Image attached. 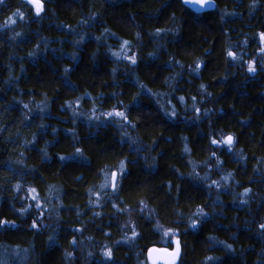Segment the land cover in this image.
I'll return each instance as SVG.
<instances>
[{
    "label": "trees",
    "instance_id": "obj_1",
    "mask_svg": "<svg viewBox=\"0 0 264 264\" xmlns=\"http://www.w3.org/2000/svg\"><path fill=\"white\" fill-rule=\"evenodd\" d=\"M40 1L0 0V264H264V0Z\"/></svg>",
    "mask_w": 264,
    "mask_h": 264
},
{
    "label": "water",
    "instance_id": "obj_2",
    "mask_svg": "<svg viewBox=\"0 0 264 264\" xmlns=\"http://www.w3.org/2000/svg\"><path fill=\"white\" fill-rule=\"evenodd\" d=\"M193 11L201 12L211 10L214 6L212 0H183ZM33 7L35 10H38L41 7L40 0L32 1ZM225 142L230 145L232 142V137L227 135L225 137ZM116 182V172H111L110 177V188L113 189ZM179 249L177 244L174 245V250L172 251H160L157 247H150L147 251V260L150 264H171L178 259Z\"/></svg>",
    "mask_w": 264,
    "mask_h": 264
},
{
    "label": "rangeland",
    "instance_id": "obj_3",
    "mask_svg": "<svg viewBox=\"0 0 264 264\" xmlns=\"http://www.w3.org/2000/svg\"><path fill=\"white\" fill-rule=\"evenodd\" d=\"M28 4H31V6H33V4H32V1L33 0H25ZM110 115H112V116H114L115 118H121V113H119V112H116V111H112L111 113H107L106 114V117L108 118V117H110ZM110 175H111V173L109 172L108 174H107V179H106V184H109V182H110ZM174 245H175V243H174ZM160 251H165V252H168V251H172V250H174V246H172L171 248H165V247H157Z\"/></svg>",
    "mask_w": 264,
    "mask_h": 264
},
{
    "label": "bare ground",
    "instance_id": "obj_4",
    "mask_svg": "<svg viewBox=\"0 0 264 264\" xmlns=\"http://www.w3.org/2000/svg\"><path fill=\"white\" fill-rule=\"evenodd\" d=\"M148 251V250H147ZM146 257H147V252H146ZM148 261V260H147ZM150 264V263H149Z\"/></svg>",
    "mask_w": 264,
    "mask_h": 264
}]
</instances>
